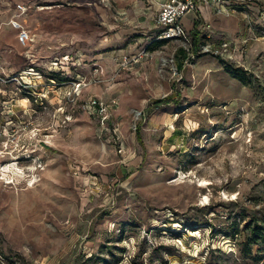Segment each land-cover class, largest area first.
I'll list each match as a JSON object with an SVG mask.
<instances>
[{"label":"rangeland","instance_id":"1","mask_svg":"<svg viewBox=\"0 0 264 264\" xmlns=\"http://www.w3.org/2000/svg\"><path fill=\"white\" fill-rule=\"evenodd\" d=\"M115 2L0 0V73L36 70L5 86L0 264H264V0L193 57ZM90 97L114 99L104 127Z\"/></svg>","mask_w":264,"mask_h":264},{"label":"built area","instance_id":"2","mask_svg":"<svg viewBox=\"0 0 264 264\" xmlns=\"http://www.w3.org/2000/svg\"><path fill=\"white\" fill-rule=\"evenodd\" d=\"M102 1H106V3H108V0ZM251 1L253 0H227V2L226 0H161L157 3V11L154 18L155 28L157 30L154 39L161 41L184 40L189 44L190 50L186 49L187 52L191 57H193L192 54L195 52L192 48V43L189 40L188 31L182 22L184 17L190 15L194 20H196L198 18V7L201 5L210 6L214 11L220 13H234L241 11L243 9V5ZM19 8L22 10L25 9V7L21 5H19ZM12 27L19 29L17 36L18 41L21 44H26L30 40L29 31L22 28L18 22L13 23ZM216 33L215 29L210 24H205L203 25L201 37L203 36L207 40H211L217 36ZM232 43L236 44L235 41L231 40V38L227 37L220 39V49L223 55H227ZM199 47L200 50L204 49V46L201 44H199L198 48ZM196 52H198V49ZM145 55L146 52L143 50L139 57ZM56 61L57 60L51 63L52 67L56 68L58 65V61ZM34 75H36V70L33 68L22 70L17 74L10 73L2 75V73H0V137H6L14 131V127L18 121V114L14 115L13 108L15 105H21L20 101L23 99L17 97L16 91L6 88V84L18 81L21 87H25L27 83H25L24 79H31ZM29 83L30 80H28V84ZM112 103H114V100H112L111 103H108L106 100L99 99L97 97H90L82 105L86 110L96 113L100 119L101 127H104L109 121V110H111ZM4 172L5 171L2 173Z\"/></svg>","mask_w":264,"mask_h":264},{"label":"crops","instance_id":"3","mask_svg":"<svg viewBox=\"0 0 264 264\" xmlns=\"http://www.w3.org/2000/svg\"><path fill=\"white\" fill-rule=\"evenodd\" d=\"M112 1L115 2V0H112ZM120 1L122 2L121 4L119 3ZM137 1L138 0H127V1L118 0L117 3H119V4L117 5L115 2L116 8L114 11L117 14H119L120 16L122 13H123L122 15H124V14L126 15L125 10H123L126 7V5L131 3V2H134L136 4ZM139 1L144 2V3L147 2V3H145L146 7H144V9L141 8V10H139V8H136V7H135V9L134 8L133 9L137 12H140L144 16L148 15V17H153V16L155 17L156 11H157V3L161 0H139ZM226 2H227V0H226ZM208 8H210L211 13H209ZM255 9H257V8H255ZM200 10L204 11V16L201 14ZM229 14H232L237 18V23L235 25L234 30L236 32L239 31L241 28V25H240V19L238 18V15H240V14H238V12L220 13V12L214 11L212 9V7L206 6V5H201L198 7V11H197V17L198 18L196 20H194L191 17L192 27H190V28L185 27V28L187 31H189L191 33H193V32L196 33V40H197V38H199L201 36V32L203 30V25H205V24H210L215 29V31L217 32L216 35H218L220 38H227V37L232 38L231 35L234 34L235 32L229 33L225 30V29H232L233 30L232 26L234 27V23L230 21L231 18H230ZM219 15H224V16H219ZM147 29H149V30L156 29L155 28V22L150 24V25L148 24ZM198 46H199V43H198Z\"/></svg>","mask_w":264,"mask_h":264},{"label":"trees","instance_id":"4","mask_svg":"<svg viewBox=\"0 0 264 264\" xmlns=\"http://www.w3.org/2000/svg\"><path fill=\"white\" fill-rule=\"evenodd\" d=\"M192 34H193L192 35V42H191L192 43V48H193L194 52H196L197 49H198V42L196 40V33L193 32ZM231 74H232L231 76L234 77L235 79H237L238 81H240L242 83H246L247 82V80H246L247 78H246V76H245L243 71H241L239 69H235L233 72H231ZM52 75L55 77L56 74L53 73ZM136 133L138 134V136H140L139 127L136 128Z\"/></svg>","mask_w":264,"mask_h":264},{"label":"bare ground","instance_id":"5","mask_svg":"<svg viewBox=\"0 0 264 264\" xmlns=\"http://www.w3.org/2000/svg\"><path fill=\"white\" fill-rule=\"evenodd\" d=\"M21 102H22V101H21ZM14 166H15L14 163H10V164H9L10 169H11V168H14ZM4 167H5V166H4ZM3 171H6V169H5V168H2V172H3ZM18 171H19V170H18Z\"/></svg>","mask_w":264,"mask_h":264}]
</instances>
